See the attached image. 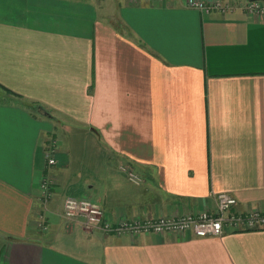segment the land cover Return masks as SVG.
<instances>
[{"label":"crops","instance_id":"0c3cea01","mask_svg":"<svg viewBox=\"0 0 264 264\" xmlns=\"http://www.w3.org/2000/svg\"><path fill=\"white\" fill-rule=\"evenodd\" d=\"M219 193L264 212V17L186 0H0V264H264V229L107 235L62 215L67 197L110 223L196 214Z\"/></svg>","mask_w":264,"mask_h":264},{"label":"built area","instance_id":"2783aa9c","mask_svg":"<svg viewBox=\"0 0 264 264\" xmlns=\"http://www.w3.org/2000/svg\"><path fill=\"white\" fill-rule=\"evenodd\" d=\"M187 6L208 13L210 10L241 9L248 15L264 17V2L244 1L242 6L234 3L221 4L220 1L202 2L186 0ZM58 141L52 139L44 148V159L47 168L56 166L55 158ZM119 170L125 175L129 183L139 186L140 177L126 166ZM40 194L44 202L51 199L53 182L47 176L42 177L39 185ZM216 207L213 211L206 210L196 214H185L173 217H158L149 219H124L118 223H110L102 208L86 199L67 197L63 200L62 215L68 221L81 220L88 230H99L107 235H166L174 234L182 238L186 235L201 238H219L227 230L230 232L254 231L264 229V212L253 210L240 212L236 210L238 201L230 194L219 193L215 196ZM45 228V225H41Z\"/></svg>","mask_w":264,"mask_h":264},{"label":"rangeland","instance_id":"374dc122","mask_svg":"<svg viewBox=\"0 0 264 264\" xmlns=\"http://www.w3.org/2000/svg\"><path fill=\"white\" fill-rule=\"evenodd\" d=\"M213 1H220L221 4H228V3L231 4L233 2V0H225V1H223V0H213ZM235 1L237 2V3H235V5L238 4L239 6H242L245 0H235ZM53 168L54 167H51L50 169H53ZM74 196L75 197H77V196H88V197L92 198L93 200L95 198V196L92 193H81L80 195H79V193H74ZM90 198H89V200H92ZM86 199H87V197H86Z\"/></svg>","mask_w":264,"mask_h":264},{"label":"water","instance_id":"95a60500","mask_svg":"<svg viewBox=\"0 0 264 264\" xmlns=\"http://www.w3.org/2000/svg\"><path fill=\"white\" fill-rule=\"evenodd\" d=\"M246 1H248V2H264V0H246Z\"/></svg>","mask_w":264,"mask_h":264},{"label":"trees","instance_id":"16d2710c","mask_svg":"<svg viewBox=\"0 0 264 264\" xmlns=\"http://www.w3.org/2000/svg\"><path fill=\"white\" fill-rule=\"evenodd\" d=\"M55 167V166H54ZM47 168V167H46ZM77 199H86V198H77ZM86 200H89V199H86ZM89 201H91V200H89ZM91 202H93V201H91ZM94 203H96V202H94Z\"/></svg>","mask_w":264,"mask_h":264}]
</instances>
